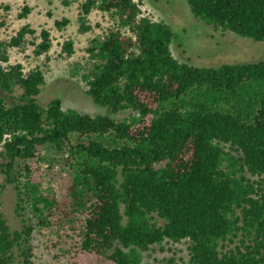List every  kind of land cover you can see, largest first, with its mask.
<instances>
[{"label":"trees","instance_id":"trees-1","mask_svg":"<svg viewBox=\"0 0 264 264\" xmlns=\"http://www.w3.org/2000/svg\"><path fill=\"white\" fill-rule=\"evenodd\" d=\"M186 3L205 26L264 44V0ZM141 6L80 5L83 17L109 20L85 49L86 95L111 115L128 111L122 121L64 110L58 99L40 105L42 70L0 58V264H32V226L12 229L2 212L7 187L18 216L31 208L39 227L73 234L78 253L110 264H142L151 247L181 242L187 264H264V60L180 63L171 27ZM54 24L62 30L68 20ZM90 30L80 25V33ZM28 35L35 39L23 27L8 47L22 48ZM39 38L29 42L36 57L52 45L48 31ZM72 54L73 42H64L60 57ZM48 153L68 173L60 198L41 186Z\"/></svg>","mask_w":264,"mask_h":264},{"label":"rangeland","instance_id":"rangeland-1","mask_svg":"<svg viewBox=\"0 0 264 264\" xmlns=\"http://www.w3.org/2000/svg\"><path fill=\"white\" fill-rule=\"evenodd\" d=\"M0 0V58L7 57V63L21 64L27 72L39 68L45 77V85L38 97L40 105L58 99L64 110L72 109L89 116L105 115L115 121H122L129 112L115 115L93 103L86 95L82 74L88 70L85 49L89 42L102 34L109 26L107 16L92 12L83 17L80 5L85 0ZM141 2L144 14L154 21H162L169 25L175 34L170 47L173 57L180 63L194 67H217L223 64L256 63L264 60V44L253 43L240 39L232 34L215 30L194 19L190 14L186 0H134ZM23 8L29 12L24 19L19 15ZM67 19L68 24L57 30L55 21ZM91 28L80 33L81 24ZM29 27L35 31V39L26 36L22 48H10L11 39L23 28ZM46 30L50 34L51 48L43 56L36 57L34 47L29 42L38 44L40 32ZM73 42V54L70 57H60L64 42ZM77 69L79 70L77 73ZM73 73H76L74 75ZM1 96V94H0ZM45 162L41 163V186L51 190L57 198L64 193L67 180V170L61 166L52 153L46 154ZM3 176L0 174V184ZM17 195L12 187H7L2 196V212L9 226L22 230L24 224L32 226L33 232L29 238L32 251V264H110L105 259L94 255L81 254L75 250V238L66 231L56 228H42L37 225L31 208H26L18 216L15 208ZM169 258L181 260L187 264V244L163 243L153 246L143 254L142 264H162ZM19 262L22 264L21 259Z\"/></svg>","mask_w":264,"mask_h":264}]
</instances>
